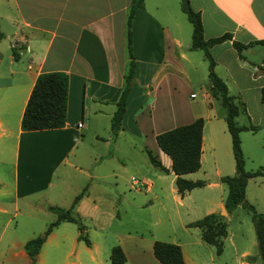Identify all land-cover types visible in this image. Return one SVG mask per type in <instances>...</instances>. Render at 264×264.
I'll return each mask as SVG.
<instances>
[{
    "label": "crops",
    "instance_id": "crops-1",
    "mask_svg": "<svg viewBox=\"0 0 264 264\" xmlns=\"http://www.w3.org/2000/svg\"><path fill=\"white\" fill-rule=\"evenodd\" d=\"M129 3L130 0H0V215L6 217L0 236L6 223L18 214L25 224L37 225L36 233H42L47 223L55 217V213L48 210L46 205L66 208L65 201L69 206L77 191L86 185L76 184L72 190L68 189V168L77 169L68 160V154L73 146L82 141L79 135H85L90 121L102 119L109 127L127 67L125 20ZM188 3L200 14L204 38L229 32L232 39L241 42L264 39V0H188ZM185 18L179 0H142L141 6L135 9L131 20V51L135 63L133 84L126 97L121 128L111 135L117 136L127 128L139 135L149 134L154 139L157 132L201 115V163L206 144L215 158V141L219 132L223 141L227 139V134L229 148L230 137L225 133L228 132L224 122L225 112L217 115L212 111L219 103L217 97L210 95L209 91H203L206 108L212 112L202 113L194 111V106L183 97L186 90L189 95L193 94L190 89L192 77L194 80L197 78V65L203 75L207 72L206 62L203 64L202 61L203 53L198 58L192 52L198 49L189 48L187 35L188 32L191 34V24L188 22V27ZM12 47L18 54L17 58L12 56ZM208 50L214 59V71L225 82L233 101L240 103L237 104L236 122L248 124L239 122L237 117L243 112L249 120L252 117L251 108L258 111L264 125V103L259 98L260 87L264 85V42H253L243 47L242 56L231 45V39L216 42ZM50 70H62L67 74L64 124L54 128L23 130L19 126L20 116L35 77L41 71ZM136 95L140 98L145 95V98L133 105ZM249 95L253 97L248 108ZM78 122H81L80 126ZM128 122L131 124L127 126ZM205 137L208 140L206 143ZM154 155L160 159L157 153ZM5 159L10 167L8 180H4L2 167ZM212 162L215 173L220 175L215 160ZM169 163V158L162 163L167 167L166 172L158 170L170 172L174 178ZM226 165L234 172L233 162H227ZM52 175L55 178L53 183ZM156 178L159 179L158 175ZM141 182L146 188L150 186L148 181ZM49 189L56 200L41 204L29 198L31 194H40ZM173 189L176 191L175 186ZM88 196L89 190L73 205L78 215L81 214L78 208L81 201ZM236 206L226 212L221 200L206 206L204 214L215 209H220L221 214L224 210L225 213L221 214L224 220ZM21 208L23 211L19 212ZM43 208L52 212L48 218L35 214L45 212ZM67 222L70 221L61 220L50 229L40 244L35 261L39 259L40 248L45 242L57 245L60 239L66 237L69 231V225H65ZM164 226L167 234H172L174 238L160 239L177 243L183 260L188 264H215L214 254H223L225 238H228L232 257L222 264H262L258 256L253 260L246 258V255L252 254L249 244L233 239L228 233L227 224L219 253H215L213 244L200 238L197 226L186 223L187 227L183 226V238L175 236L170 224ZM92 229L100 230L101 225L92 224ZM36 233L10 242L17 248L16 254L28 258L23 243L38 235ZM77 233L78 230L74 236L69 234V249L65 253L72 250L73 239L84 243L82 239L76 238ZM11 234L17 235L14 231ZM97 234L93 233L95 236ZM149 234L151 236L130 231L121 233L117 241L125 255L121 264H161L152 254V241L156 236ZM86 235L89 240V245L84 243L87 257L91 264H101L97 238H92L88 232ZM202 251H206V254L203 255Z\"/></svg>",
    "mask_w": 264,
    "mask_h": 264
},
{
    "label": "rangeland",
    "instance_id": "rangeland-1",
    "mask_svg": "<svg viewBox=\"0 0 264 264\" xmlns=\"http://www.w3.org/2000/svg\"><path fill=\"white\" fill-rule=\"evenodd\" d=\"M185 21L189 27L188 21ZM189 40L190 34L188 32L187 42ZM192 52L198 55V58L202 53L199 49ZM202 61L205 64L204 58ZM196 76V80L192 77L190 90L193 91V94L189 95V91L186 90L183 95L185 100L190 101L189 104L194 106L192 107L194 111L201 113L214 111L217 115L224 113V108L219 103L212 108V111L206 108L207 103L203 100L202 93L208 91L209 82L207 76L203 75V71H200L199 65L196 67ZM252 97V95L248 97V108ZM144 98L145 95H142L141 98L138 95L134 96L133 105L137 104L138 101H143ZM237 104L240 103L237 102ZM249 110L252 114L249 120L243 112H240L237 117L239 122H247L255 126L253 130L239 131L246 170L264 166V125L258 116V111L251 108ZM211 121L214 119L211 118ZM129 124L131 123H126L127 126ZM221 125L223 126V124ZM131 128L133 130V127ZM130 130L125 128L117 136H112L108 123L97 118L88 123L85 135L84 133V136L79 135V140L82 139V141L73 146L68 154V160L75 164L77 169L80 168V170L68 168L70 170L68 189L72 190V186L76 184H86V192L89 190L88 198H83L78 207L81 212L79 216L85 226L84 234L86 235L88 232L92 238L98 240L101 264H109V247L117 244L121 233L126 231L147 234L145 236H151L150 232L152 236H156L155 239L171 240L174 237L172 234H167L164 229V225L170 224L175 236L183 238V226L187 227V220L202 216L206 206L217 201H223L226 187L218 176L234 173L233 169L231 171L226 165L227 162L234 163L228 136L225 134L227 139L225 138L223 141L222 134L219 132L220 135L215 141V158L213 159V153L206 144L200 166L196 170L182 175V177L191 180L202 179L204 184L195 186L180 196L173 189L172 174L160 172L153 166L148 160L144 146L151 149L152 153H157L162 163H165L168 156L156 147L154 139L149 134L143 136L137 134L135 130ZM221 130L223 131L222 127ZM204 141L205 143L208 141L206 137ZM103 153H107V155H102ZM213 160L220 170V175L215 173ZM2 167L4 180H8L10 167L7 159H5ZM90 175H95V177ZM156 175L159 179L156 178ZM51 179L53 183L55 180L53 175ZM133 179L137 182L131 183ZM142 180L148 181L150 186L144 187ZM49 190H42L44 192H40V194H31L29 198L37 200L41 204L56 200L52 191L53 187L52 190ZM245 199L256 210L264 212V176H253L248 180L245 187ZM64 204L67 208V201ZM73 209L76 213L75 206ZM22 211L21 208L19 212ZM44 211L35 212V214L48 218L52 213L45 209ZM213 212L220 213V209H215ZM5 218L0 215V231ZM224 220L229 235L235 240H243L248 243L249 252L256 254V240L249 210L240 204L231 213H228ZM92 224L101 225V229L93 231ZM65 225H69L66 237L60 239L57 245L52 242H45L40 248L39 259H36L35 264H91L86 254V245L82 241L73 239L72 252L65 253L69 249V234L74 236L77 232L74 223L67 222ZM36 229V224H25L19 214L12 217L6 223L0 236V264H30L28 258L16 254L17 248L10 245V242L30 235L32 232H38L35 231ZM13 231L17 233L16 236L11 234ZM93 233L98 234L95 236ZM223 242L225 244L224 252L220 256L214 254L215 264H222L223 261L228 262L232 257L228 238H225ZM205 252L202 251V254H206ZM258 261L260 263L259 257Z\"/></svg>",
    "mask_w": 264,
    "mask_h": 264
},
{
    "label": "trees",
    "instance_id": "trees-1",
    "mask_svg": "<svg viewBox=\"0 0 264 264\" xmlns=\"http://www.w3.org/2000/svg\"><path fill=\"white\" fill-rule=\"evenodd\" d=\"M142 0H130L125 20V47L127 53V67L124 73V83L115 100V107L111 113L109 129L112 135L121 128V116L125 108L126 97L133 84L135 63L131 51V20L134 11L140 7ZM180 9L184 12L186 19L191 24L190 49H201L203 57L206 60V75L208 78V91L210 95L219 99L220 105L224 108V122L226 130L230 136V148L234 161V173L219 176V180L226 186V192L223 198V208L230 212L236 205L241 204L250 212L252 221L257 252L248 254L246 258L253 260L256 256L264 264V212L258 211L255 207L246 201L244 188L249 177L255 175L264 176V166L255 169L246 170L244 168V155L240 145L239 131L255 129L251 123L238 124L236 115L238 106L233 101V96L228 93L223 79L214 71V59L208 48L225 39H231V45L239 56L241 49L253 42H264V39H257L248 42H241L231 38L229 32H223L216 36L204 38L202 33V23L198 11L193 10L188 0H179ZM0 36L2 33L0 32ZM12 47V56L17 58L18 54ZM66 86L67 74L62 70L41 71L37 73L31 86L26 102L24 104L19 126L23 130L42 129L60 127L64 124L66 113ZM260 101L264 103V85L260 87ZM203 118L195 117L193 120L167 128L154 135V140L158 148L165 153L169 160V169L174 174L173 183L176 192L181 196L185 191L195 186L203 184L202 179H187L181 174L191 172L199 167L200 146L202 135ZM149 162L157 169L166 172L165 167L160 159L145 148ZM86 191L84 185L77 192L70 205L62 208L57 205H46V208L55 213L53 220L47 223L42 233L28 238L23 243V249L27 254L30 264H35V257L40 244L48 234L50 229L61 220L75 223L78 230L77 239H82L85 244L89 245V240L84 234V224L80 216L74 212L73 205ZM187 225L197 226L200 229V238L207 243L213 244L215 253H219L222 247V237L226 234V223L220 213L208 212L201 217L188 221ZM152 254L161 264H188L181 254L180 246L175 242L154 239L152 241ZM110 264H121L125 260V255L118 244L111 245L108 253Z\"/></svg>",
    "mask_w": 264,
    "mask_h": 264
},
{
    "label": "built area",
    "instance_id": "built-area-1",
    "mask_svg": "<svg viewBox=\"0 0 264 264\" xmlns=\"http://www.w3.org/2000/svg\"><path fill=\"white\" fill-rule=\"evenodd\" d=\"M77 125L80 126L81 125V122H78ZM136 182L137 181L135 179H133V183H136Z\"/></svg>",
    "mask_w": 264,
    "mask_h": 264
},
{
    "label": "water",
    "instance_id": "water-1",
    "mask_svg": "<svg viewBox=\"0 0 264 264\" xmlns=\"http://www.w3.org/2000/svg\"><path fill=\"white\" fill-rule=\"evenodd\" d=\"M223 213H225V211L223 210Z\"/></svg>",
    "mask_w": 264,
    "mask_h": 264
}]
</instances>
